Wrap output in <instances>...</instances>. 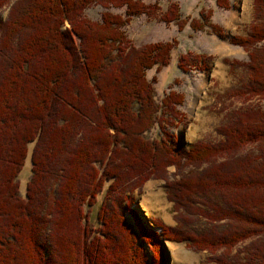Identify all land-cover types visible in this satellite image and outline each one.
<instances>
[{"label":"trees","instance_id":"trees-1","mask_svg":"<svg viewBox=\"0 0 264 264\" xmlns=\"http://www.w3.org/2000/svg\"><path fill=\"white\" fill-rule=\"evenodd\" d=\"M92 2L124 11L93 20L83 14ZM159 9L157 0L9 5L0 20V264H167L165 241L217 264H264V110L235 109L215 141L187 144L172 131L184 119V95L170 89L158 98L146 70L167 65L177 41L136 45L124 30ZM252 15L247 34L229 37L248 59H223L246 70L247 80L228 90L241 101L264 98V0L252 1ZM209 16H183L171 3L159 18L222 37ZM210 57L186 51L176 64L206 69ZM251 145L256 152L243 151ZM150 178L163 180L175 225L157 217L146 225L134 214L132 193ZM246 239L243 259L232 262Z\"/></svg>","mask_w":264,"mask_h":264},{"label":"rangeland","instance_id":"rangeland-1","mask_svg":"<svg viewBox=\"0 0 264 264\" xmlns=\"http://www.w3.org/2000/svg\"><path fill=\"white\" fill-rule=\"evenodd\" d=\"M13 0L0 8V20L7 16L9 5ZM152 3L156 0H144ZM159 13L156 15L139 14L133 17L124 30L136 45L150 41L176 39L177 46L172 52L170 62L156 69L146 70L147 76L152 78L156 96L160 98L168 90L174 89L183 93V102L178 105L184 116L182 122L170 129L179 134L187 144L198 139L209 141L217 140L220 135L216 127L229 117L235 109L258 107L264 110V98L254 97L241 101L228 94V90L236 88L247 80L246 70L241 64L230 65L223 60L238 59L246 61L247 51L238 44L231 43L229 37L233 34H247L249 23L253 18V0H228L229 5L219 6L215 0H157ZM171 3H177L183 16L199 17L200 11L210 12L209 20L222 26L223 36L217 37L206 28L193 30L188 24L179 30L174 22H165L159 18ZM123 13V7H105L98 2H92L83 14L90 19L100 20L103 11ZM264 46V42H260ZM186 51L205 52L211 57L207 60L206 69L188 68L183 71L178 68L176 61L179 54ZM31 146V145H30ZM255 145L245 150L256 152ZM30 150L21 168L18 179L20 192L23 194L26 181L31 170ZM174 167H169L173 171ZM159 178H150L144 183L141 192L136 190L134 204L131 206L134 214L146 225L149 218L157 217L164 223L174 221L175 211L168 201ZM170 203V205H169ZM127 220L132 222L131 215L126 213ZM169 224V225H175ZM199 226V225H198ZM264 235V232L262 233ZM249 239L236 244L229 259L238 262L243 259ZM167 264H217L209 258L205 251H195L187 248L182 242H164Z\"/></svg>","mask_w":264,"mask_h":264},{"label":"crops","instance_id":"crops-1","mask_svg":"<svg viewBox=\"0 0 264 264\" xmlns=\"http://www.w3.org/2000/svg\"><path fill=\"white\" fill-rule=\"evenodd\" d=\"M148 180H149V179H148ZM148 180H146V182H147ZM146 182H145V183H146ZM168 201H169V200H168ZM169 202H170V201H169ZM170 203H171V202H170ZM170 203H169V205H170ZM170 222H171V223H169V224H174V223H175L174 219H173V220H170ZM166 224H168V223H166Z\"/></svg>","mask_w":264,"mask_h":264}]
</instances>
